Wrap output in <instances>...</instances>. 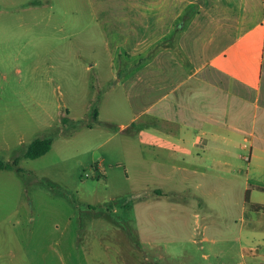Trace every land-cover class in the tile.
Here are the masks:
<instances>
[{"label":"rangeland","instance_id":"obj_1","mask_svg":"<svg viewBox=\"0 0 264 264\" xmlns=\"http://www.w3.org/2000/svg\"><path fill=\"white\" fill-rule=\"evenodd\" d=\"M95 9L91 0H0V156L23 169H0V216L16 210L38 264L56 250L67 264L82 253L89 264H264V213L248 207L244 188L264 202V152L231 173L181 172L153 158L142 134L121 131L131 111L107 87L117 40L110 29L105 38L110 24ZM123 51L121 62L138 57ZM46 135L47 152L22 155Z\"/></svg>","mask_w":264,"mask_h":264},{"label":"crops","instance_id":"obj_2","mask_svg":"<svg viewBox=\"0 0 264 264\" xmlns=\"http://www.w3.org/2000/svg\"><path fill=\"white\" fill-rule=\"evenodd\" d=\"M91 2L97 21L112 24L103 26L105 38L110 29L117 40L109 46L116 67L107 87H118L131 111L121 131L142 134L139 142L153 158L181 172L200 166L203 174L211 167L231 173L239 159L264 152V0ZM122 49L137 59L121 62ZM16 213L0 216V264H38ZM44 258L43 264L68 263L57 250ZM76 258L89 264L83 253Z\"/></svg>","mask_w":264,"mask_h":264},{"label":"trees","instance_id":"obj_3","mask_svg":"<svg viewBox=\"0 0 264 264\" xmlns=\"http://www.w3.org/2000/svg\"><path fill=\"white\" fill-rule=\"evenodd\" d=\"M94 116H96V109H93ZM128 130V129H125ZM52 143V137L49 135L35 137L33 138L27 145L23 152L24 157L28 158H36L50 149ZM18 159L19 157H15L11 162L5 160L3 157L0 156V169H11L14 168L16 172H22L23 169L18 166ZM245 201L248 204V207L252 210H261L264 211V204L251 202L248 197V191L245 194Z\"/></svg>","mask_w":264,"mask_h":264}]
</instances>
